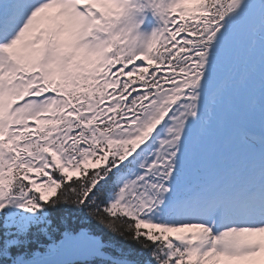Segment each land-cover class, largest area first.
Returning a JSON list of instances; mask_svg holds the SVG:
<instances>
[{"label":"snow or ice","instance_id":"obj_1","mask_svg":"<svg viewBox=\"0 0 264 264\" xmlns=\"http://www.w3.org/2000/svg\"><path fill=\"white\" fill-rule=\"evenodd\" d=\"M0 264H264V0H0Z\"/></svg>","mask_w":264,"mask_h":264},{"label":"rangeland","instance_id":"obj_2","mask_svg":"<svg viewBox=\"0 0 264 264\" xmlns=\"http://www.w3.org/2000/svg\"><path fill=\"white\" fill-rule=\"evenodd\" d=\"M241 103H242V101H241ZM221 118L222 119L224 118V113L223 112L221 113Z\"/></svg>","mask_w":264,"mask_h":264}]
</instances>
